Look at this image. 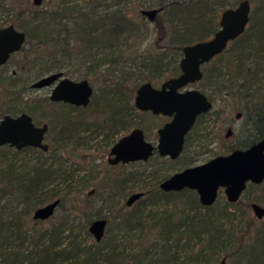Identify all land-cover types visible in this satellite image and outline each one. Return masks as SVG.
I'll return each mask as SVG.
<instances>
[{
  "label": "rangeland",
  "instance_id": "1",
  "mask_svg": "<svg viewBox=\"0 0 264 264\" xmlns=\"http://www.w3.org/2000/svg\"><path fill=\"white\" fill-rule=\"evenodd\" d=\"M88 1L74 0L72 5L86 8ZM240 1L242 0H224L214 6L219 27L221 13L227 8L237 7ZM250 1L252 9H256L263 0ZM56 2L57 0H43V7H48ZM159 2L160 0H133L131 3L127 2V4L120 5L126 10L125 13L128 18H136L140 22L143 18L146 22L143 27H140L141 23L138 24L140 29L137 25L136 28L132 29V35L134 36L130 38L129 42L135 45L132 51H135L136 54L152 55L168 51L165 61L171 63L177 61L179 63L182 56L168 50L170 47L169 42L160 39V35L156 32L159 29L158 22L163 15V11L158 13L153 22L148 21L141 14L142 9L158 7ZM104 4V6L111 5L113 2L112 0H105ZM34 7L35 5L31 0H0V18L6 23L16 22V25H19L18 28L23 30L21 27L23 22L15 14L20 13L23 16L24 13H30ZM24 16L27 15L24 14ZM157 42H159L158 45ZM28 46L29 43L25 42L24 47L27 48ZM248 52L252 54L254 50L250 49ZM101 56L100 54L97 56L99 61L89 64L91 65L89 74L84 76L88 67H80V53L70 51L68 58L64 60L65 65L62 67V70L65 71L64 75L73 80L86 78L94 90L97 88L99 91L101 88H105L109 77L115 80L118 76L120 77L121 72L129 76L127 77V84H124L128 88L134 84L140 85L143 82L142 77L148 76V72L142 65H136L137 62L141 61L139 58L131 60L129 56L113 63L110 60L102 59ZM19 60H21V55L14 54L11 61L0 68V73L6 71L8 75L10 73L19 74L30 85L39 77L54 72L53 70L39 75L36 72L37 67V69L34 68L30 73H27V71L20 70L18 67L16 61ZM251 63V57L247 58L246 65L251 67ZM212 64L222 69V74H218L214 79L215 83H208L206 79H203V81L201 79L190 84L189 87L198 89L208 95L213 102V107L197 120L186 135L183 150L176 159L160 157L156 154L146 161L109 164L106 158L110 147L121 135L128 133L131 129L121 130L118 134L110 135L108 138H105L102 132L94 130L81 131L79 135L82 137V141L79 144L76 142V138L56 143L54 134L46 133L44 142L49 144V150L47 151L34 148L20 151L8 145L0 146V181L4 169L9 164H13L17 170L23 173L40 160L54 163L56 167L67 171L73 170L74 172L73 178L63 179V175H61L56 179L57 183L51 181L34 198V202H38V199L40 201L31 211L30 218H32L33 211L37 207L55 199L63 201V205L62 207L58 205L53 215L48 219L39 220L38 222L30 221L27 224V233L47 230L53 224L66 221V224H69L68 226H72V232L70 233L77 234L75 242L79 244L80 248L79 259H84L90 251L97 252L96 261L90 264H127L129 262L139 264L143 253L148 252L149 256L162 257L166 254L168 247L170 250L165 256L173 254L175 260L172 263L171 261L161 262L160 260L156 264H219L227 256L229 250L235 248V236L225 243V247L218 248L215 253L211 254L208 251L199 252L203 244L198 239L189 240V236L183 237L181 234L173 233L166 242L165 234L160 232L169 215L170 220L177 221L188 210H191L190 214L194 212V203L191 199L194 193L199 198L196 191L192 195L185 192L175 196V201L172 202L171 206H168L164 200H159L155 204L150 202L151 199L153 200L155 188L165 178L186 167L203 164L217 155L229 153L231 145H234L240 139L250 137L254 131L251 125L253 112L248 109L252 104L247 102L242 93L246 92V87L240 85L242 79L234 74L230 52H223L212 61ZM116 68L118 70H115ZM167 69H170V67L164 66L162 68L163 77L155 81L154 84L152 83L154 86H159L168 77L167 75L170 72ZM261 74L262 79L256 84V88L259 90L258 94H260L258 97L264 100V71ZM51 88L52 86L40 89L29 88L26 92L17 94L16 92L22 89V85L18 82L15 95L12 92L10 98L9 96L6 98L4 96V86L0 83V119L5 113L15 116L21 112H26L32 116L37 125L44 122L48 123L53 114L51 112L55 108V105H50L47 102ZM9 99L13 102L6 104L5 108L2 107V103ZM7 108L9 112H6ZM90 108L79 111L72 110L70 114L73 118L78 112L88 119H101L104 117L103 113L93 112V108ZM239 113H241L240 117H238ZM132 118L133 121L138 123L135 127L142 128L146 139L153 144L157 143V129L168 120L165 116L139 110L137 114H132ZM229 129L231 134L227 136ZM140 191L144 193L143 196L133 205L126 206L128 197L132 193ZM260 194L258 188L249 187L242 194L240 202L238 201L239 203L231 209V218L234 219L235 224L234 234L238 235L241 230L246 229L248 222H258L259 219L256 217L251 204L258 202L264 206V203L258 201ZM226 201L227 197L224 189H220L218 198L213 204L216 215L223 211ZM2 207L5 211L15 208L19 211L22 204L20 199L6 193L0 197V209ZM182 210H184V213ZM3 214L5 215V213ZM129 215L133 217V227L131 228L121 223L123 216L129 218ZM99 218H105L107 225L103 238L96 241L88 228L90 222ZM261 221H264V219H261ZM259 224L260 222L256 225L259 226ZM68 234L67 231L63 233V235ZM72 239L70 236H64L63 241L65 245H68ZM32 248L33 244L28 238L20 250L24 249L26 252H30ZM194 256H198L197 263L190 259ZM231 262L232 259L228 258L227 264H231Z\"/></svg>",
  "mask_w": 264,
  "mask_h": 264
},
{
  "label": "trees",
  "instance_id": "2",
  "mask_svg": "<svg viewBox=\"0 0 264 264\" xmlns=\"http://www.w3.org/2000/svg\"><path fill=\"white\" fill-rule=\"evenodd\" d=\"M104 1L89 0L86 8L72 5L74 0H57L56 3L48 7H43L42 2V5L35 6L30 13H24L27 16L24 14L22 16L19 13L17 18L23 22L21 27L26 34L25 42L29 43L27 48L23 44L21 49L15 53L21 55V60L16 61L20 70L30 73L38 67L36 72L39 75L53 70L54 72L60 71L64 75L65 71L62 70L65 65L64 60L68 58L70 51H77L81 55L79 66L88 67L84 76L89 74L91 69L89 64L99 61L97 58L99 54L102 55V59L110 60L113 63L129 56L131 60L141 59L136 65H142L148 72L147 77H142L143 82L149 81L154 84L155 81L160 80L164 74L162 70L164 66L170 67L167 69L170 72L167 78L179 73L177 61L174 63L165 61L168 51L152 55H139L132 51L135 47L129 42L130 38L134 36L132 29L136 28V25L140 29L146 24L143 18H141V22L136 18H128L126 10L120 6L127 2L131 3L133 0H112L113 4L106 6H104ZM223 1L160 0L158 7H153L158 8L160 12L163 11L158 22L159 29L156 30L160 35L159 38L169 42L168 50L182 56L183 46L207 40L218 30L217 13L214 6ZM16 26L19 27V25ZM158 44L159 42H157ZM250 49L254 50L252 54L248 52ZM226 51L230 52L232 56L235 76L241 78L240 85L246 87V92L242 93L247 102L252 104L248 109L253 112L251 115L253 133L250 137L240 139L231 145L230 151H232L236 148H247L264 138V100L258 97L260 94L256 88V84L262 79L261 73L264 71V0L261 1L259 7L252 9L250 23L246 31L231 41L224 52ZM220 55L203 66L202 81L206 79L208 83H215L214 79L218 74H222V69L212 64V61ZM250 57L251 67L246 65V59ZM127 77L129 76L121 72L120 77L118 76L115 80L109 77L105 88H101L100 91L93 88L90 102L85 107H75L64 102H52L48 98L47 102L50 105H55V108L47 123L46 133L50 135L53 133L56 143L76 138V142L79 144L82 141V137L79 135L81 131L102 132L105 138H108L110 135L118 134L121 130L134 128L138 123L133 121L132 114H137L138 110L134 106L133 97L139 85L134 84L129 88L126 87L124 84H127ZM18 82L22 85V89L16 92L15 88ZM27 82L19 74L10 73L8 75L6 71L0 73V83L4 86L6 98L7 96L10 98L12 92H14L13 95L15 92L17 94L26 92L31 88ZM10 102L13 100H6L1 106L5 108L6 104ZM90 107L93 108V112L103 113L104 117L88 119L78 112L73 118L70 114L72 110L79 111ZM6 112H9L8 108ZM33 148L24 147L20 151ZM2 174L0 197L6 193L11 194L16 199H20L22 208L19 211L16 208L9 211H5L3 207L0 209V264H90L96 261V251H90L84 259H79L80 248L79 244L75 242L77 234L70 233L72 226H68L66 221L53 224L47 230L27 233V224L33 220L34 222L39 221L29 217L35 205L40 201L38 199V202H34V198L51 181L57 183L56 179L61 175H63V179L73 178V170L67 171L54 166V163L40 160L23 173L17 170L13 164H9ZM249 187L260 190L258 201L264 203V183H249L247 189ZM185 192L192 195L194 190L186 188L167 192L157 186L154 190L153 200L151 199L150 202L155 204L159 200H164L168 206H171L175 201V196ZM191 201L194 203V212L190 214L191 210H188L177 221L170 220L169 215V218L164 222L160 232L165 234L166 242L171 234L178 233L183 237L189 236V240L198 239L203 244L200 253L208 251L212 254L218 248L225 247V243L235 236L236 246L229 250L225 257L226 260L231 258V264H264V221L257 220L260 222L259 226L256 225L258 223L256 221L255 223L248 222L247 228L245 227L246 229L241 230L239 234L236 232L238 234L236 235L234 234L235 224L234 219L231 218V209L240 201L232 203L227 200L223 211L217 215L214 213L216 210L214 205L204 206L196 193L193 194ZM58 205L62 207L63 201L59 200ZM182 211L184 213V210ZM132 222L131 215L129 218L123 216V221H121L129 228L133 227ZM65 231L69 234L63 235ZM64 236L73 238L68 245H65L63 241ZM28 238L33 244V248L30 252H26L24 249L20 250ZM169 250L168 247L166 254ZM165 255L153 257L145 252L139 264H156L160 260L172 263L175 260L173 254ZM197 257L194 256L190 259L197 263Z\"/></svg>",
  "mask_w": 264,
  "mask_h": 264
},
{
  "label": "water",
  "instance_id": "3",
  "mask_svg": "<svg viewBox=\"0 0 264 264\" xmlns=\"http://www.w3.org/2000/svg\"><path fill=\"white\" fill-rule=\"evenodd\" d=\"M31 1L35 6H40L43 2ZM159 12L158 8L141 10V14L149 21H153ZM251 13L250 0H242L237 7L225 9L220 16V27L213 37L183 46L177 75L166 78L159 86L146 81L137 87L134 95L136 109L150 111L155 115L161 114L170 117V120L157 129L156 144L145 139L144 132L139 127H134L122 135L109 149V164L146 161L155 151L159 156L170 159H176L181 154L185 136L196 123L198 116L213 107V102L204 92L198 89H181L203 78L202 66L223 53L231 41L246 31ZM25 40V32L15 29L13 25L1 28L0 65L11 54L19 51ZM51 85L50 100L74 106H87L93 94V87L87 79L73 80L60 71L41 76L30 84L31 88L37 89ZM240 116L241 113L238 114ZM47 130V123L35 124L31 115L26 112L15 116L4 114L0 119V146L8 145L16 150L34 147L47 151L49 146L44 142ZM230 134L229 129L227 136ZM249 183H264V138L247 148H236L203 164L175 172L161 181L159 188L167 192L186 188L194 190L204 206H211L216 202L220 189H224L229 202H238ZM143 194L141 191L132 193L126 200V205H133ZM58 204L59 199H55L37 207L33 211V219H48ZM251 206L256 217L264 219V206L258 202H253ZM106 224L104 218L90 223L88 229L96 241L103 238ZM219 264H227L226 258Z\"/></svg>",
  "mask_w": 264,
  "mask_h": 264
},
{
  "label": "flooded vegetation",
  "instance_id": "4",
  "mask_svg": "<svg viewBox=\"0 0 264 264\" xmlns=\"http://www.w3.org/2000/svg\"><path fill=\"white\" fill-rule=\"evenodd\" d=\"M15 15H16V17H19V16H18L19 13H18V14H15ZM14 20H15V18H14ZM7 22H8V21H7ZM15 24H16V22H14V21H10V22L6 23V22L3 21V19L0 18V29L3 28V27L9 26V25H13L15 29L20 30ZM17 52H18V51H17ZM17 52H15V53H17ZM15 53L11 54L10 57H9V59H8L4 64L0 65V68L3 67L4 65H6L7 63H9V61L12 59V56H13ZM217 56H218V55H217ZM204 65H205V64H204ZM204 65H203V66H204ZM203 66H202V70H203ZM194 83H196V82H194ZM190 84H193V83H190ZM190 84H188L185 88H183V89H181V90L192 89V88L189 87ZM159 85H160V84H159ZM51 86H53V85H51ZM188 87H189V88H188ZM51 89H52V88H51ZM49 99H50V98H49ZM209 99H210V98H209ZM50 101H52V100H50ZM52 102H57V103H58V102H61V101H52ZM68 104H69V103H68ZM70 105H71V104H70ZM73 106H74V105H73ZM75 107H82V106H75ZM137 110H138V109H137ZM149 112H150V111H149ZM203 114H205V113H203ZM203 114H201V115H203ZM154 115H155V114H154ZM158 115H161V114H158ZM201 115H199L198 118H199ZM162 116H164V115H162ZM165 117H167V116H165ZM167 118H168V120H166L165 122H167V121L170 120V117H167ZM198 118H197V120H198ZM165 122H164V123H165ZM196 122H197V121H196ZM164 123H163V124H164ZM163 124H162V125H163ZM194 124H196V123H194ZM193 126H194V125H193ZM160 127H161V126H160ZM139 128H140V127H139ZM132 129H133V128H132ZM141 129H142V128H141ZM191 129H192V128H191ZM142 130H143V129H142ZM143 132H144V130H143ZM188 133H189V132H188ZM188 133H187V134H188ZM121 136H122V135H121ZM121 136H120V137H121ZM144 136H145V133H144ZM120 137H119V138H120ZM185 137H186V136H185ZM145 139H146V137H145ZM116 141H117V140H116ZM116 141H115V142H116ZM115 142H114V143H115ZM184 142H185V141H184ZM114 143H113V144H114ZM113 144H112V145H113ZM108 154H109V152H108ZM154 154H157V152L155 151V152L153 153V155H154ZM153 155H152V156H153ZM107 157H108V156H107ZM160 157H161V156H160ZM106 159H107V158H106ZM115 165H116V164H115ZM126 206H127V205H126ZM104 219H105V218H104ZM106 221H107V220H106ZM106 225H107V224H106ZM105 229H106V227H105Z\"/></svg>",
  "mask_w": 264,
  "mask_h": 264
}]
</instances>
